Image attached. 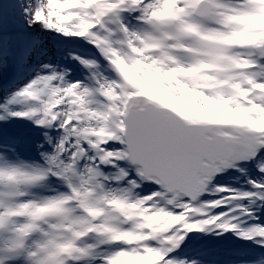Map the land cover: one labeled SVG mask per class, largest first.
Here are the masks:
<instances>
[{
    "label": "snow or ice",
    "instance_id": "6c2138e0",
    "mask_svg": "<svg viewBox=\"0 0 264 264\" xmlns=\"http://www.w3.org/2000/svg\"><path fill=\"white\" fill-rule=\"evenodd\" d=\"M0 264H264V0H0Z\"/></svg>",
    "mask_w": 264,
    "mask_h": 264
}]
</instances>
